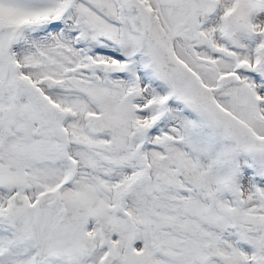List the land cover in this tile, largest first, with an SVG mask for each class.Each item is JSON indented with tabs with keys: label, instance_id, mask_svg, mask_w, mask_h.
I'll list each match as a JSON object with an SVG mask.
<instances>
[{
	"label": "snow or ice",
	"instance_id": "6c2138e0",
	"mask_svg": "<svg viewBox=\"0 0 264 264\" xmlns=\"http://www.w3.org/2000/svg\"><path fill=\"white\" fill-rule=\"evenodd\" d=\"M0 264H264V0H0Z\"/></svg>",
	"mask_w": 264,
	"mask_h": 264
}]
</instances>
